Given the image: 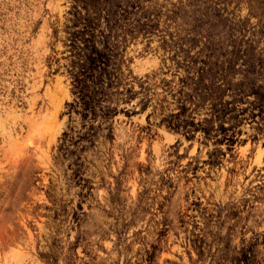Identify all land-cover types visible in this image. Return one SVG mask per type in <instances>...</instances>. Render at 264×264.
I'll return each mask as SVG.
<instances>
[{
	"label": "rangeland",
	"instance_id": "374dc122",
	"mask_svg": "<svg viewBox=\"0 0 264 264\" xmlns=\"http://www.w3.org/2000/svg\"><path fill=\"white\" fill-rule=\"evenodd\" d=\"M0 264H264V0H0Z\"/></svg>",
	"mask_w": 264,
	"mask_h": 264
}]
</instances>
